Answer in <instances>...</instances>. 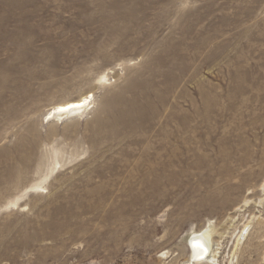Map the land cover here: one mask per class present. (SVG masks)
<instances>
[{"label":"rangeland","instance_id":"1","mask_svg":"<svg viewBox=\"0 0 264 264\" xmlns=\"http://www.w3.org/2000/svg\"><path fill=\"white\" fill-rule=\"evenodd\" d=\"M208 222L264 264V0H0V264H182Z\"/></svg>","mask_w":264,"mask_h":264},{"label":"bare ground","instance_id":"2","mask_svg":"<svg viewBox=\"0 0 264 264\" xmlns=\"http://www.w3.org/2000/svg\"><path fill=\"white\" fill-rule=\"evenodd\" d=\"M109 73H103L99 78V84L109 85ZM80 107H71V105H81ZM95 105V96L92 92L86 93L85 95H80L77 98L70 99L67 101H63L60 103H56L50 107L47 114L44 117L45 122L52 123H65L70 120L82 119L87 114H91V111L94 109ZM60 109H66L64 111H60ZM58 150L54 152V167L51 170L52 173L56 172L58 169L62 167V165L66 164L67 161L64 160V157L59 155ZM49 179V178H48ZM31 189L34 191L43 192L45 187L38 184L33 186ZM10 205L14 210L25 209L27 206H20L19 200H14L10 202ZM9 205V206H10ZM260 220V219H259ZM258 222V221H257ZM247 229V228H246ZM219 230L215 226L214 223L208 222V224L197 230L196 228H192L185 238V243L190 249V257L182 264H217L216 251L218 249V242L214 241V237L220 236ZM246 232V231H245ZM223 235V234H222ZM223 236H221L222 238ZM241 239L239 240V243Z\"/></svg>","mask_w":264,"mask_h":264},{"label":"snow or ice","instance_id":"3","mask_svg":"<svg viewBox=\"0 0 264 264\" xmlns=\"http://www.w3.org/2000/svg\"><path fill=\"white\" fill-rule=\"evenodd\" d=\"M80 106H82V104L81 105H71V107H80ZM64 110L66 109H60V111H64Z\"/></svg>","mask_w":264,"mask_h":264}]
</instances>
